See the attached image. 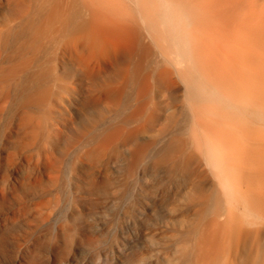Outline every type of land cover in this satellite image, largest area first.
<instances>
[{
  "label": "bare ground",
  "instance_id": "6f19581e",
  "mask_svg": "<svg viewBox=\"0 0 264 264\" xmlns=\"http://www.w3.org/2000/svg\"><path fill=\"white\" fill-rule=\"evenodd\" d=\"M0 8V188L18 194L8 174L15 153L37 150L73 207L86 191L115 213L92 231L63 223L59 235L90 245L94 264H125L126 201L151 177L169 214L152 264H264V0H0ZM113 64V79L97 81ZM75 102L98 116L68 135ZM37 184L27 177L22 187ZM6 203L0 191V211ZM32 208L42 222L39 204ZM41 245L31 243L30 264ZM132 262L149 264L135 253Z\"/></svg>",
  "mask_w": 264,
  "mask_h": 264
},
{
  "label": "rangeland",
  "instance_id": "374dc122",
  "mask_svg": "<svg viewBox=\"0 0 264 264\" xmlns=\"http://www.w3.org/2000/svg\"><path fill=\"white\" fill-rule=\"evenodd\" d=\"M0 12L3 14L6 10L0 8ZM117 69L118 64L111 65L105 73H100L97 81L103 78L113 79ZM69 113L73 122L64 128V132L74 135L75 130L81 125V120L97 117L98 109L91 103L86 102L79 106L78 102H75L69 107ZM20 151H16L15 158L13 157L14 164H11L12 169L10 168L8 172L11 182L18 188V194L11 195L6 188H0L7 201L0 211V264H30L28 249L36 238L42 243V252L36 264H64L65 259L69 257L68 253L74 255L70 264H94L92 261L94 249H90V245L83 240L78 241L76 234L65 240L59 235L57 228L64 223L80 232L92 231V228L95 230L97 225L112 220L110 215L113 217L115 214L112 207L102 202L104 197L101 196L100 202H97L100 197L86 191L75 194L78 197L73 207L68 196L57 194L53 190L54 186L46 177L42 155L32 148ZM27 177L30 181L33 179L38 181L30 192H25L22 187V182ZM143 180V193L140 196L133 194L126 201L127 210H131L132 221H128L126 232L123 234L127 255L125 264L134 263L132 262L134 253L152 264V254L161 247L162 233L169 223L167 206L161 204L154 196L158 191L151 187L152 178L146 177ZM33 204H39L40 210L45 214L42 222L35 217ZM179 211L185 212L187 209L181 206ZM111 237L113 238L110 235L105 236L102 240L103 245Z\"/></svg>",
  "mask_w": 264,
  "mask_h": 264
}]
</instances>
